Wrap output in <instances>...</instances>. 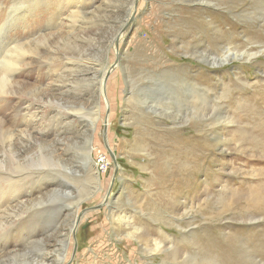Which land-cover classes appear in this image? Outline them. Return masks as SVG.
I'll list each match as a JSON object with an SVG mask.
<instances>
[{
  "label": "rangeland",
  "instance_id": "1",
  "mask_svg": "<svg viewBox=\"0 0 264 264\" xmlns=\"http://www.w3.org/2000/svg\"><path fill=\"white\" fill-rule=\"evenodd\" d=\"M25 1L0 0V27ZM42 4L10 35L23 49L0 52V264H264V163L252 144L235 141L250 161L218 156L224 174L195 202L172 195L173 153L150 144L192 126L213 143L240 126L256 134L264 0ZM207 54L229 59L212 66ZM194 81L203 100L182 96ZM232 171L239 196L251 183L256 212L229 209Z\"/></svg>",
  "mask_w": 264,
  "mask_h": 264
},
{
  "label": "bare ground",
  "instance_id": "2",
  "mask_svg": "<svg viewBox=\"0 0 264 264\" xmlns=\"http://www.w3.org/2000/svg\"><path fill=\"white\" fill-rule=\"evenodd\" d=\"M43 1L44 0L14 2L13 9L10 11L8 15V20H7L8 22L5 23V26H4L6 27L9 23H11L12 24L11 27L10 28L0 27V52L1 53H3L4 51L3 49L6 50L7 48H10V46L12 47L13 46L12 44H14L15 42H18L16 39L17 37L10 36L14 32V30L17 28V23L22 20L26 24L27 23L26 17L28 16V14L36 10H40L42 8ZM63 1L65 2V5L68 4L67 6H70V5L73 6L76 3V0H63ZM25 3L26 5H29L27 8L26 6H24ZM23 7L26 9H23ZM67 10L68 9H66V11ZM7 39H10V40L5 41ZM15 48H20L22 50L23 46L15 45L14 47H12V50ZM9 51L11 50L9 49ZM229 53L231 55V52ZM26 54L27 52L24 51L23 56H26ZM228 59H229V56L226 54L220 57L212 56V54H207L205 56L206 62H208L209 64L210 62H213L212 66H215L218 63H223V61L224 62L228 61ZM15 61L16 60H14L13 63H15ZM6 64L10 65L11 63L7 61ZM197 83H201V81L199 82L194 81V84L188 83L187 86H184L186 85V83H182L183 84L182 87H179V88H181V90L183 91L182 96L185 97L184 99H187V98L188 99L189 98L190 99L200 98L202 100L204 99L205 92L204 93L202 92L203 88L200 89L199 88L200 85ZM6 93L7 92H5V94ZM250 93L252 96L249 97V99L253 101V104L256 106L258 105L257 107H262V110H264V89L260 87V88L250 91ZM3 95L4 93L0 91V99H6V96L5 95L3 96ZM195 100L188 101L187 103L189 105H192L193 104L192 102H194ZM246 117L248 118L250 116H246ZM247 118H238V120L242 121ZM259 120L260 122L258 123L256 134L250 135L248 131L246 132L245 127L241 128L240 126V129L243 131H241V133L237 135V137L235 136L233 137L231 135L228 138L227 137L223 138L219 143L211 142L208 139V133L206 131L205 132L203 130L197 131L194 126H192L193 129L192 128H184V129L182 128L179 131L174 130V131H169L167 133H164L162 135H156L155 136L156 142L154 141V143L152 142L150 143L151 146L155 145V151H156L155 153L159 154V156L161 157L160 154L164 152L163 148L169 147L168 151L173 153L172 158L175 159V164L172 167L173 169L169 172L168 170H164V172H168L165 175V177L170 180V185L173 186V188H171L172 195L173 196L181 195L182 197H185L186 200L191 201V202H195L199 200L206 193L207 190H209L210 188L213 189L214 183L212 182L210 183L209 179L212 176H215L217 174H224L223 171H221V169L226 165V163L222 164L220 168L214 169V166L216 165V161L220 160L218 159L219 158L218 156L226 155L230 153H236L237 159H246L250 161L249 155H245L246 151L244 149H240L239 147L240 144L241 146H243L244 144H252L251 145L253 146L252 148H254L256 151L259 152V155L257 156L256 159L260 161V163H264V118H260ZM106 125H109V124L107 123ZM228 130L230 129L228 128ZM156 132L157 131H155L154 134ZM190 132H193L192 133L193 136L191 138H186V135L189 134ZM247 134L250 136H248ZM228 135H229V132H228ZM235 141L239 142V145H236ZM218 144H222L224 146V149L221 151V153H217L216 151ZM237 172L238 171H232L227 174L228 179L226 180V188L223 190L224 192L221 195L227 196L228 194H233L234 203L229 205L230 210L239 209L241 212L245 214H250V212L253 209H256V210H253L256 212L258 209H260L261 202L256 200L253 197L254 191L251 192V183L249 184L250 190L247 191L249 193V196L245 198H243L242 196H239L238 194H241V193L238 191L243 190L246 187V185L236 183L237 186L239 185V188H233L234 186H236L233 180L236 177V174H238ZM202 175L204 176V179L199 180L200 176ZM10 183L11 181L9 182V184ZM0 189H4V188H0ZM243 192L246 193V191H243ZM262 195H264V191L260 192V196Z\"/></svg>",
  "mask_w": 264,
  "mask_h": 264
},
{
  "label": "built area",
  "instance_id": "3",
  "mask_svg": "<svg viewBox=\"0 0 264 264\" xmlns=\"http://www.w3.org/2000/svg\"><path fill=\"white\" fill-rule=\"evenodd\" d=\"M98 166L102 172H104L108 168L107 161L104 157L98 158Z\"/></svg>",
  "mask_w": 264,
  "mask_h": 264
}]
</instances>
